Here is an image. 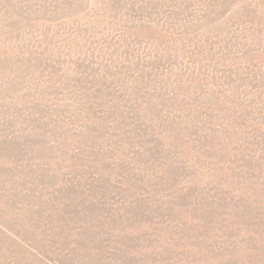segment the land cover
<instances>
[{"label": "rangeland", "instance_id": "rangeland-1", "mask_svg": "<svg viewBox=\"0 0 264 264\" xmlns=\"http://www.w3.org/2000/svg\"><path fill=\"white\" fill-rule=\"evenodd\" d=\"M0 264H264V0H0Z\"/></svg>", "mask_w": 264, "mask_h": 264}]
</instances>
